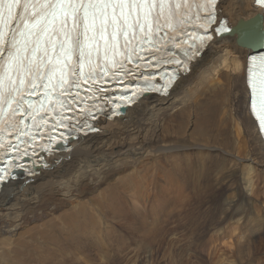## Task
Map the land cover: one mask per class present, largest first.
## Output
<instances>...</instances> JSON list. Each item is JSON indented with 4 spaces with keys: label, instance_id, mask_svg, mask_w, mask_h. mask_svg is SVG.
Listing matches in <instances>:
<instances>
[{
    "label": "bare ground",
    "instance_id": "1",
    "mask_svg": "<svg viewBox=\"0 0 264 264\" xmlns=\"http://www.w3.org/2000/svg\"><path fill=\"white\" fill-rule=\"evenodd\" d=\"M255 2L219 1L212 29L220 31L189 71L176 74L168 96L145 95L112 120L98 117L91 121L98 131L64 139L47 168L7 182L0 192V245L36 246L43 252L39 264H88L137 233L151 245L171 227L163 216L174 213L170 238L179 264H264V143L246 84L253 49L245 44L254 39L264 47V10ZM221 25L231 32L221 34ZM210 190L216 197L201 202ZM135 196L142 204L129 208ZM103 209L110 224L102 228L95 211L104 218ZM68 211H78L81 225L64 216ZM59 217L62 225L55 223ZM7 250L0 247L2 264ZM153 253L148 247L143 264H151Z\"/></svg>",
    "mask_w": 264,
    "mask_h": 264
},
{
    "label": "snow or ice",
    "instance_id": "2",
    "mask_svg": "<svg viewBox=\"0 0 264 264\" xmlns=\"http://www.w3.org/2000/svg\"><path fill=\"white\" fill-rule=\"evenodd\" d=\"M193 3L197 0H0V132L17 138L28 135L21 125L25 124L24 117L36 110L31 101L25 108V95H50V85L52 89H64L61 95L71 97L67 102L61 101L71 111L70 104L76 99L71 89L81 87V74L73 68L69 71L74 79L64 75L70 57L75 55L80 65H91L93 56L99 58L103 48L104 60L111 54L113 66L118 51L128 63L133 62V56L144 59L136 55L132 42L139 37L142 50L145 45H152L162 28L173 29L178 17L187 16ZM215 3L216 0H207L208 5ZM257 3L264 4V0ZM208 18H213L210 11ZM98 66L108 73L106 64ZM120 67L123 68L122 62ZM57 70L61 76L52 84ZM90 78L92 73L84 77L85 82ZM255 91L253 107L258 106L264 130V81ZM5 106L10 111L4 112ZM9 148L16 150L18 145L10 142Z\"/></svg>",
    "mask_w": 264,
    "mask_h": 264
},
{
    "label": "rangeland",
    "instance_id": "3",
    "mask_svg": "<svg viewBox=\"0 0 264 264\" xmlns=\"http://www.w3.org/2000/svg\"><path fill=\"white\" fill-rule=\"evenodd\" d=\"M226 46H229V45H226ZM216 195H217V192L214 190L207 191L206 193L203 194L201 202H204L207 199H214L216 197ZM135 198H136L135 200H132L135 205L132 207H130L128 205L129 208L140 207V205L142 204V202H141L142 200H140V197L138 198V196H135ZM139 200L141 203L139 202ZM148 206L149 205H145V208L147 209ZM88 209H87L88 210L87 213L91 214L93 212L92 209H90V208H88ZM104 211H106V209ZM77 212L78 211H68V212H66V214L64 216L69 217L70 215H73L74 221L78 222L77 218L74 217ZM118 212H120V211H117V213ZM197 212H199V214L198 213H196V214H198L200 217H203V214L205 213V211H197ZM95 213L99 217L98 223L101 224L102 228L104 227L105 224H110L109 220H105V218L108 215L107 211L105 212L104 218L100 215V213L98 211H95ZM120 213H119V216H122L123 213H121V215H120ZM137 214H139V212ZM169 214H167L166 216H163V218L166 220L168 217V219L165 221L164 225L165 226L171 225L170 229L162 232L160 239L156 238L157 240L155 239L151 245H149L148 243H145L146 239L144 238V236H143L144 234H142V233H137V235H134V236L131 235V237L126 234V237L128 236L130 238H127V240L129 239V241L126 244L124 241L125 246L123 243H119L118 245H116L118 247H116V246H115V248L112 247V250L114 252H111V250H109L110 252H109L108 256H106L105 258H101L100 260L96 259V260H94L88 264H135L137 260H138V262L136 264H138L139 262H140L139 264H143L146 261V257L148 256V247L152 248L155 251V253H153V256L151 259V264H179L177 256H176L175 247H174V241H173V239L170 238L171 234H173L174 230H175V224H174L175 214L174 213H172L170 215ZM54 216H57V213ZM83 217L88 218L86 215H83ZM114 217H115V219H117L118 216L117 217L114 216ZM155 219L156 220L160 219V217H155ZM160 220H162V219H160ZM116 221H117V224H115V226H117L116 230L119 232V234L121 236V234H123L122 231H124L125 228H121V224H118V222H120L119 219ZM54 222H55V220H54ZM64 222H65V220L62 217H59L56 219L55 223L57 225H62ZM158 223L160 226V221H158ZM164 225L161 224L160 228L163 227ZM123 227H125V226H123ZM132 237H134L135 239ZM137 238L139 240H137ZM131 239H134L135 241L131 240ZM144 239H145V241H143ZM138 241H139V243H138ZM134 242L136 244H134ZM85 243H87V242H85ZM131 243H133V244H131ZM132 246H133V248H132ZM0 247H7L8 248V250H7L8 251V255H7L8 261L6 262V264H39V262L42 261V260H39L37 258L41 257L43 255V252L40 248H38L36 246H32V245L23 243V244H11L10 246L0 245ZM132 249H133V251H132ZM126 250H128V251H126ZM136 250H139V251H136ZM131 251L134 253H132ZM138 252H140V254ZM136 254L139 256H137ZM128 255H130V256H128ZM135 255L139 258L137 259V257H135ZM125 256H126V258L128 257V259H125ZM141 259L143 260L142 262H141ZM56 262L57 261H54L53 263H56ZM53 263H51V264H53ZM58 263L60 264V262H57L56 264H58ZM84 263L85 262H82V261H77L75 263V261H74V262H70V263L68 262L67 264H84ZM0 264H2V263L0 262ZM195 264H210V263L204 262V263H195Z\"/></svg>",
    "mask_w": 264,
    "mask_h": 264
},
{
    "label": "water",
    "instance_id": "4",
    "mask_svg": "<svg viewBox=\"0 0 264 264\" xmlns=\"http://www.w3.org/2000/svg\"><path fill=\"white\" fill-rule=\"evenodd\" d=\"M255 34H256L255 31L252 32L253 37H254ZM253 41H255V40H254V39H251V40L247 41L248 44H245V45H247L249 48H252V49H253V50H251L252 53H255V52H258V51L264 49V47H258V45L256 46V44L262 45V44H263V41H262V42L255 41V44H253V46H254L255 49H254L253 46H252Z\"/></svg>",
    "mask_w": 264,
    "mask_h": 264
}]
</instances>
